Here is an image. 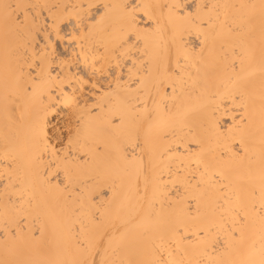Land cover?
I'll list each match as a JSON object with an SVG mask.
<instances>
[{
    "label": "bare ground",
    "instance_id": "6f19581e",
    "mask_svg": "<svg viewBox=\"0 0 264 264\" xmlns=\"http://www.w3.org/2000/svg\"><path fill=\"white\" fill-rule=\"evenodd\" d=\"M194 2L202 6L199 35L178 9L169 7L193 0H0V228L6 219L13 230L19 224L22 237L31 242L21 252L18 242L10 241L6 251L0 240V259L71 264L84 256L78 238H87L92 252L102 238L94 258L107 264H259L264 247V222L258 215L264 202L262 0ZM5 4L33 6L28 22L35 17L34 27L43 29L42 35L51 33L48 55L57 58L53 76L60 73L78 89L79 142L90 157L87 165L73 166L71 182L63 171L51 183L43 179V166L30 159L34 147L28 121L17 123L5 112V97L18 94V83L29 71L25 40L4 23L5 11L23 19L25 9L5 10ZM145 13L155 23L147 24ZM131 15L141 40L121 49ZM57 30L62 39H56ZM81 43L84 55L78 58ZM28 52L30 58L32 49ZM164 63L177 74H164ZM66 91L71 94L70 87ZM114 117L117 129L109 123ZM72 119L75 127L76 116ZM220 125L239 130L221 134ZM137 138L141 147L121 150ZM97 142L99 152L92 150ZM193 197L200 201L197 220L185 211ZM238 204L256 209L242 240H229L227 248L217 245L213 251L191 237L221 211L228 219ZM185 227L188 236L182 238ZM219 235L226 238L224 231Z\"/></svg>",
    "mask_w": 264,
    "mask_h": 264
},
{
    "label": "snow or ice",
    "instance_id": "6c2138e0",
    "mask_svg": "<svg viewBox=\"0 0 264 264\" xmlns=\"http://www.w3.org/2000/svg\"><path fill=\"white\" fill-rule=\"evenodd\" d=\"M5 10L9 8L15 9H25V14L23 19L19 14H9L5 11L4 23L5 25H12L16 28L17 34L23 37L25 40V48L23 52L24 63L28 65L29 71L26 77H22V82L18 83V94L13 97L11 94L5 97V112L10 120L16 121L17 123L28 121L30 139L34 147V152L30 153V159H34L36 162L43 166V170L40 175L45 181L51 183L52 178L59 174V172H64V177L66 182H71L72 176L71 171L73 166H85L88 163L90 157V151L85 150L84 146L80 145V124L82 122V116L76 115L80 109V100L76 93L78 89L72 86L71 81L67 84L65 80L61 79L60 73L56 72V68L53 67L57 64V58L55 56L49 57L48 50L51 48V33L47 35H42L43 29H37L35 25V17L31 23L28 22L27 10H29L32 5H21L16 4L15 6L10 4L3 5ZM107 7V6H105ZM128 8V5L124 6ZM178 9V15L184 19H187L192 23L195 28L196 34L199 35L200 29L203 27L204 22L201 21L199 24L196 23L198 19L199 9L202 7L199 4L193 3L188 4H178L175 6ZM206 7V6H204ZM132 11H135L136 5L131 6ZM195 8L197 11L193 12L192 9ZM187 9V11H185ZM261 15L264 18V0L261 3ZM146 23L151 25L155 23L153 17L145 13ZM93 19H95L93 17ZM128 23L130 25L129 31L121 38L119 43V48H124L125 46L135 47L136 43L141 40L140 34L135 31L137 27V21L135 15H131L128 18ZM91 31V29H89ZM189 35L192 34L190 31ZM56 39H62L59 30L56 31ZM76 38L73 37V40ZM135 41V42H133ZM183 41V37H181ZM203 41H201V52L203 51ZM81 53L78 55H84V45H80ZM32 49L31 57L29 58L28 49ZM55 52V49L52 48ZM120 54V53H118ZM187 59V56H185ZM135 64V61H132ZM61 64L64 62L61 61ZM179 66V57L177 59V67ZM97 69L95 68V58L93 60V74ZM161 71L166 75H176L175 71H171L169 64L164 63L161 67ZM87 81H80V84H86ZM95 84L92 85L95 88ZM66 87L71 88V94L66 91ZM58 89V91H57ZM73 116H76V126L73 127ZM236 118L233 117V120ZM241 121H246V117L241 116ZM112 128L117 129L120 127L116 118L114 117L109 121ZM239 130L238 126L229 125L224 127L220 125L223 129L221 134H231L234 131ZM131 147L133 151L136 148L141 147L139 139L135 141L122 145L121 150L127 151ZM93 151L99 152L102 150V144L95 143ZM76 153V155H74ZM14 161H8L7 167L9 169V174H7V182L12 181L11 170L13 169ZM55 170L52 172L50 170ZM4 177H0L3 179ZM195 178V177H194ZM5 184V187L8 186ZM201 181H196V187L200 186ZM59 187V185H57ZM67 187V183H65ZM192 201L189 202L186 208L187 216L192 220H197L201 218V208L200 201L193 197ZM9 203L12 201L9 198ZM223 205H218V208L222 209ZM256 209L253 207L249 209L243 204H238L229 210V217L225 219L223 211L220 212L219 216L215 220H204L202 226L197 227L194 232H191V237H195L197 242L204 246L205 250L211 247L213 251L217 250V245L223 248H227L229 240L239 241L243 239V229L250 223V212H255ZM258 215L262 222H264V202L261 203ZM99 222V219H97ZM19 223H23L21 220ZM83 232V229L80 230ZM219 231H224L226 233V238L222 241L219 235ZM185 236L182 238H187L188 230L187 227L184 228ZM215 233V234H214ZM0 240L3 241L5 250H8L10 241L18 242L20 245L19 250L23 252L26 248L30 247L28 240L22 237L19 224L16 230H13L9 221L6 219L4 221L3 227L0 228ZM37 238L33 235L32 242H35ZM102 244V238L98 239L95 244L96 251L92 252V244L87 239L78 238L76 241V246L81 249L84 256L80 260L72 261L71 264H107V262L101 259L99 262L94 258L96 254H100V245ZM0 264H69L66 261H37L31 259H0ZM126 264H140L137 261H127ZM151 264H170L168 261L159 260L153 261ZM211 264H227L224 261H214ZM249 264H255V262H249ZM259 264H264V247H262V258Z\"/></svg>",
    "mask_w": 264,
    "mask_h": 264
}]
</instances>
